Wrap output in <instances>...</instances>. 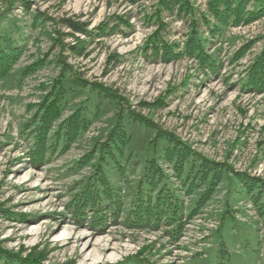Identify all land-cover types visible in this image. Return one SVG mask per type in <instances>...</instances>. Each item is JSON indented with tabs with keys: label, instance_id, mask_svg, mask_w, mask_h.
I'll return each instance as SVG.
<instances>
[{
	"label": "rangeland",
	"instance_id": "obj_1",
	"mask_svg": "<svg viewBox=\"0 0 264 264\" xmlns=\"http://www.w3.org/2000/svg\"><path fill=\"white\" fill-rule=\"evenodd\" d=\"M7 0H0V15ZM203 11L206 0H194ZM9 17L30 21L32 14L43 12L53 19L73 18L94 29L115 15L128 17L133 30L116 32L87 47V56H70L69 62L82 68L90 80L117 89L143 116L161 129L191 145L203 157L225 163L234 171L258 177L264 184V94L242 92L238 80L244 69L264 46V17L246 25L230 28L214 42L222 62L221 74L210 77L193 59L169 63L150 62L141 47L155 29L145 20L156 0H12ZM22 2L30 3V12ZM170 26L165 38L182 41L187 25L166 16ZM38 28L15 71L48 55L46 65L24 79L13 76L0 83V243L10 252L42 256L44 264H110L138 255L151 264H264V192L259 200L246 196L242 185L230 176L216 188L206 205L185 226L178 242L160 231L130 230L112 221L97 231L78 220L68 203L80 190L81 182L92 168L76 171L74 163L91 150L95 137L106 125V118L92 125L70 150L56 154L49 163L35 166L30 144L19 133L28 121L30 104L39 101L43 87L58 73L53 59L60 53L53 46L47 29ZM67 32L69 29L62 28ZM54 36V35H53ZM83 37V36H82ZM72 37L66 43H72ZM255 41L247 55L232 62L234 54ZM67 54V53H66ZM113 54L122 56L114 66ZM68 56L70 54H67ZM142 103L150 106L144 107ZM113 111L107 113L112 115ZM172 175L168 162L160 163ZM173 184L180 183L171 177ZM137 174L113 176L120 199L128 206L129 186ZM185 205L194 204L198 194L186 195Z\"/></svg>",
	"mask_w": 264,
	"mask_h": 264
},
{
	"label": "trees",
	"instance_id": "obj_2",
	"mask_svg": "<svg viewBox=\"0 0 264 264\" xmlns=\"http://www.w3.org/2000/svg\"><path fill=\"white\" fill-rule=\"evenodd\" d=\"M128 1L137 4L141 0ZM6 3L0 15V83L6 84L12 75L24 79L46 65L48 55L19 71L14 69L38 28L45 30L50 24L54 33L48 29L46 33L53 46L60 49L52 61L59 70L57 75L49 86L43 87L39 101L27 107L31 117L19 130L30 144L33 164L49 163L54 155L68 152L93 124L106 118L91 150L74 163L77 172L92 168L91 175L82 180L80 190L68 203L75 218L97 231L105 229L110 221L130 230L156 232L165 228L166 236L176 243L186 224L232 174L246 196L256 200L262 197L264 184L260 178L203 157L181 138L135 110L117 89L88 79L82 68L69 62L71 55L87 56V47L95 40L116 32L127 35L133 30L128 17L112 16L94 29L87 22L69 17L53 19L40 11L32 14L30 21L20 22L8 16L12 0ZM22 3L25 11L30 12V3ZM166 16L186 23L182 41L165 38L170 26ZM262 17L264 0H206L204 11L194 0H156L144 17L155 29L142 45L141 54L154 63L193 59L210 77H218L222 62L215 50L210 52L214 42L224 38L230 28L249 25ZM69 36L74 39L72 43L65 42ZM253 44L255 41L243 45L232 62L245 57ZM121 58L113 54L108 63L117 66ZM243 74L238 80L242 92L264 94V46ZM110 111L112 115L108 116ZM162 161L171 165L172 175L162 168ZM129 171L137 174V180L129 186L126 207L113 176L124 177ZM171 177L180 183L186 195L200 191L193 205H185L181 188L175 187ZM145 250L143 247L138 255L110 264H151L142 255ZM43 259L40 254L24 256L6 251L0 243V264H44ZM214 264L226 263L223 258Z\"/></svg>",
	"mask_w": 264,
	"mask_h": 264
}]
</instances>
